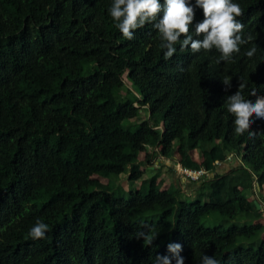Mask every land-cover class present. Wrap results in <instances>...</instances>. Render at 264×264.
I'll return each mask as SVG.
<instances>
[{
  "label": "trees",
  "instance_id": "obj_1",
  "mask_svg": "<svg viewBox=\"0 0 264 264\" xmlns=\"http://www.w3.org/2000/svg\"><path fill=\"white\" fill-rule=\"evenodd\" d=\"M233 2L253 40L217 63L216 49L179 44L165 59L152 24L126 39L112 0H0V264H154L171 256L168 238L184 264L203 255L264 264V238L257 249L236 246L264 230L250 200L256 185L264 202V119L251 124L254 138L237 135L224 106L240 80L247 99L264 95V0ZM203 18L196 7L192 32ZM157 157L213 176L191 182L187 200L160 189V170L142 178ZM229 160L240 163L214 173ZM213 213L257 222L202 226ZM38 220L49 227L32 239Z\"/></svg>",
  "mask_w": 264,
  "mask_h": 264
},
{
  "label": "clouds",
  "instance_id": "obj_2",
  "mask_svg": "<svg viewBox=\"0 0 264 264\" xmlns=\"http://www.w3.org/2000/svg\"><path fill=\"white\" fill-rule=\"evenodd\" d=\"M196 7L203 10L204 18L195 24V31L192 32L190 27ZM108 11L116 27L128 40L134 38L135 30L152 24L158 33L160 47L166 50L165 59L176 53V45L179 44L181 52L188 49L193 53L201 49H216L220 53L217 63L231 62L234 55L241 52V46L253 40L251 35H244L245 25L238 19L243 16L244 10L233 0H196L195 6L190 0H164L163 5L160 0H112ZM257 48L254 44L244 55L253 57ZM223 83L231 87L229 80L225 79ZM245 87L246 84L240 80L238 90L225 98L224 106L234 117L235 134L248 132L249 137L254 138L258 133L249 129L256 120L264 119V95H257L256 91H252L249 95L256 97L253 102L243 94ZM48 227L46 223L38 220L30 228L28 235L32 239H42ZM141 237L148 239V233L139 232L137 238ZM152 240H149V244ZM167 250L171 256H156L154 264H172L173 260L175 264H184V258L180 256L181 244L169 243ZM201 264H219V261L214 256L203 255Z\"/></svg>",
  "mask_w": 264,
  "mask_h": 264
},
{
  "label": "rangeland",
  "instance_id": "obj_3",
  "mask_svg": "<svg viewBox=\"0 0 264 264\" xmlns=\"http://www.w3.org/2000/svg\"><path fill=\"white\" fill-rule=\"evenodd\" d=\"M143 158L144 157L141 156V158H140L141 162L143 161ZM164 162H166V161H164ZM167 163H168V161H167ZM170 163L175 164V163H173L171 161H170ZM146 165L147 164H145V165L143 164V166L145 167V168L143 167L144 168V172H143V176H142L143 179L144 178H150L156 172L154 170H152V171L148 170L147 166L149 164L147 166ZM143 168H142V170H143ZM168 170H169V167L163 165L162 172L167 174ZM179 176L183 177L182 175H179ZM171 177H173V176H170V175L167 176V178H166L167 180L165 181V183H163L162 186L160 185V189L161 190H165L166 189V185L168 183H172ZM125 178L126 177H123V179L120 180V182H117V183L121 184V183L125 182ZM97 180L99 182H101L102 184H106L107 183V180H105V179L97 178ZM138 184H140V180H138L136 182L135 186H133V189ZM262 188H263L262 189L263 193L262 192L261 193L264 195V185L262 186ZM123 189L127 190V188H123ZM179 192H180L179 196L184 197V198L187 197L186 198L187 200H192L194 198V197L186 196L183 191H179ZM257 195L259 196V194H257ZM262 211H263V213H262L263 215H262L261 220H259V222L264 225V209H262ZM256 222L257 221H251L250 219H248V217H246L244 215H238L235 219H229V218L221 216V215H219L217 213H213V214L207 215L201 221L202 226H204L206 228H217V227L218 228H221V227L222 228H229V227H232L234 225L242 226V225H245V224L249 225V224H253V223H256ZM263 238H264V230L261 233L255 234L251 238H248V239L240 238V239H238L237 242H236V246H239V247H242V248H246V249H249V248L257 249L258 246H259V243L263 240ZM163 241L166 244L170 243V239L169 238L166 239V240L164 239Z\"/></svg>",
  "mask_w": 264,
  "mask_h": 264
},
{
  "label": "crops",
  "instance_id": "obj_4",
  "mask_svg": "<svg viewBox=\"0 0 264 264\" xmlns=\"http://www.w3.org/2000/svg\"><path fill=\"white\" fill-rule=\"evenodd\" d=\"M166 161V162H164ZM168 161V163H167ZM239 160H235V161H227L224 163H219L216 165L214 173L219 174V175H226L228 174L230 171L234 170L238 165H239ZM164 166L169 167L168 173H163L162 172V168ZM178 163L175 162V164L170 163V160H164L160 157L155 158V160L152 161V163L148 166L149 170H160V177L158 179V183L159 185L162 186L163 183H165V181L167 180V176H173L171 177L172 183H168L166 185V189L171 188L172 186H174L175 188H177L180 191H183L187 196H192L195 186H197L194 183H191L189 180L185 179L184 177H180L179 173H178V169L177 166ZM213 175H208V177H212ZM184 187V188H183ZM186 191V192H185ZM254 194L252 196H250V200H254V202H256L259 206L260 209L263 208L264 209V202H263V197L258 196L257 194H259V189L256 187V185H254ZM262 196H264L262 194Z\"/></svg>",
  "mask_w": 264,
  "mask_h": 264
},
{
  "label": "built area",
  "instance_id": "obj_5",
  "mask_svg": "<svg viewBox=\"0 0 264 264\" xmlns=\"http://www.w3.org/2000/svg\"><path fill=\"white\" fill-rule=\"evenodd\" d=\"M176 167L178 169V173L182 175L185 179L189 180L190 182H198L202 177L208 174L203 169H199V170L185 169L181 167V165L179 164Z\"/></svg>",
  "mask_w": 264,
  "mask_h": 264
},
{
  "label": "water",
  "instance_id": "obj_6",
  "mask_svg": "<svg viewBox=\"0 0 264 264\" xmlns=\"http://www.w3.org/2000/svg\"><path fill=\"white\" fill-rule=\"evenodd\" d=\"M254 204H255L257 210H260V206L256 202Z\"/></svg>",
  "mask_w": 264,
  "mask_h": 264
}]
</instances>
